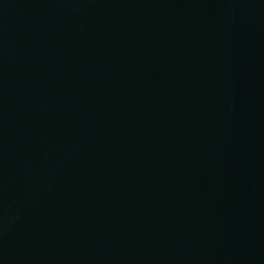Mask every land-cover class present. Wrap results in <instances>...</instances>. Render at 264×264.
<instances>
[{
  "label": "water",
  "instance_id": "1",
  "mask_svg": "<svg viewBox=\"0 0 264 264\" xmlns=\"http://www.w3.org/2000/svg\"><path fill=\"white\" fill-rule=\"evenodd\" d=\"M0 264H264V0H0Z\"/></svg>",
  "mask_w": 264,
  "mask_h": 264
}]
</instances>
